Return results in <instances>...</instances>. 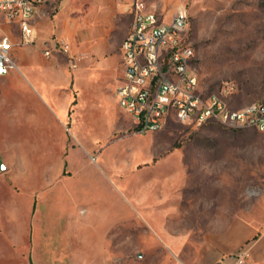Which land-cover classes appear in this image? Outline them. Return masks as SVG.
I'll list each match as a JSON object with an SVG mask.
<instances>
[{"label":"rangeland","instance_id":"rangeland-1","mask_svg":"<svg viewBox=\"0 0 264 264\" xmlns=\"http://www.w3.org/2000/svg\"><path fill=\"white\" fill-rule=\"evenodd\" d=\"M145 2L167 20L179 7L187 9V41L194 50L191 68L203 95L218 94L233 83L238 89L231 100L235 106L264 103V0ZM11 28L0 19V39ZM15 99L13 94L14 106L0 111V264H75L69 241L54 244L52 239L60 207L53 198L36 197L38 175L54 169L61 159L44 157V143L20 142L26 131L38 128L27 122L26 111ZM222 100L229 103V96ZM66 145L65 155L71 159L64 167L85 171L93 184L107 174L114 185L115 195L112 189L103 190L102 204L93 205L118 222L112 235L115 262L181 264V252L173 253L164 244L170 246L166 232L178 243L187 234L193 244L210 229H225L227 223L216 221L235 213L258 230L238 253L245 255L246 264H264L249 256L250 248L264 237V133L217 122L195 129L168 118L157 132L130 129L96 145L69 137ZM27 152L31 159L19 156ZM27 162L30 189L20 179ZM89 196L96 198L95 192ZM180 205L202 212L181 223L171 213ZM79 264H84L81 259Z\"/></svg>","mask_w":264,"mask_h":264},{"label":"crops","instance_id":"crops-1","mask_svg":"<svg viewBox=\"0 0 264 264\" xmlns=\"http://www.w3.org/2000/svg\"><path fill=\"white\" fill-rule=\"evenodd\" d=\"M141 1L151 10L145 0H43L37 4L32 22L34 42L22 43L15 25H10L7 34L17 68L0 76V111L14 106L12 95L16 94L27 122L38 128L26 131L20 142L44 143V157L61 159L54 169L38 175L36 197L53 198L60 207L52 239L54 244L60 239L69 241L75 264L80 259L84 264H119L115 262L117 243L112 238L118 222L114 218L110 221L100 206L93 205L102 204L103 190L112 189L115 195L114 185H110L107 174L106 179L101 176L93 184L88 173L64 164L71 159L65 155L69 137L96 145L116 132L132 129L131 117L120 109L115 89L124 73L121 47L131 31L136 3ZM62 42L70 45L74 60L61 49ZM19 156L31 159L29 152ZM30 166L28 162L22 164L20 178L29 189ZM91 192H95V199L89 196ZM200 211L180 205L171 213L179 216L181 223H188L190 215ZM226 216L216 221L227 223L225 229H210L193 244L187 234L179 243L174 241L171 231L166 232L170 246L164 244L173 253L181 252V264H215L222 259L231 262L250 239L256 238L258 230L235 213ZM255 243L249 256L254 262H262L264 237Z\"/></svg>","mask_w":264,"mask_h":264},{"label":"built area","instance_id":"built-area-1","mask_svg":"<svg viewBox=\"0 0 264 264\" xmlns=\"http://www.w3.org/2000/svg\"><path fill=\"white\" fill-rule=\"evenodd\" d=\"M43 0H0V19L15 25L22 43L35 40L32 22L37 4ZM189 15L185 7L176 11V19L167 20L156 11L147 10L137 2L131 31L122 44L123 92H116L120 109L132 120L135 133L148 134L162 129L168 118L197 129L205 121H223L233 129H255L264 133V103L237 107L231 103L237 86L220 89L205 96L199 89L197 74L192 70L194 50L188 40ZM71 60L70 45L62 42ZM46 55L50 52L46 51ZM17 68L10 36L0 39V76ZM229 96V103H222ZM215 264H246L238 253L231 262Z\"/></svg>","mask_w":264,"mask_h":264},{"label":"bare ground","instance_id":"bare-ground-1","mask_svg":"<svg viewBox=\"0 0 264 264\" xmlns=\"http://www.w3.org/2000/svg\"><path fill=\"white\" fill-rule=\"evenodd\" d=\"M174 19H176V13L174 14V16L172 17L171 20H174ZM224 89H227V88H224ZM116 92H123V85H117L116 86ZM222 103H226V102H224L222 100ZM207 122H217V123H220V124L224 125L223 121H205V123H207Z\"/></svg>","mask_w":264,"mask_h":264},{"label":"water","instance_id":"water-1","mask_svg":"<svg viewBox=\"0 0 264 264\" xmlns=\"http://www.w3.org/2000/svg\"><path fill=\"white\" fill-rule=\"evenodd\" d=\"M1 168L3 169V166H1Z\"/></svg>","mask_w":264,"mask_h":264}]
</instances>
